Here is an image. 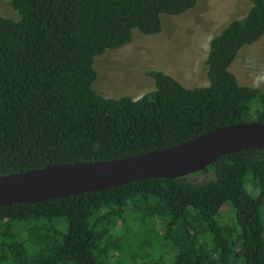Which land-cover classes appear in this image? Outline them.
<instances>
[{"label": "trees", "instance_id": "trees-1", "mask_svg": "<svg viewBox=\"0 0 264 264\" xmlns=\"http://www.w3.org/2000/svg\"><path fill=\"white\" fill-rule=\"evenodd\" d=\"M0 17V177L109 161L176 146L219 128L264 124V89L231 66L264 37V0L215 35L209 85L164 71L140 100L95 89L96 58L199 0H6ZM0 264H264V150L226 155L182 178L132 182L0 207Z\"/></svg>", "mask_w": 264, "mask_h": 264}, {"label": "rangeland", "instance_id": "rangeland-1", "mask_svg": "<svg viewBox=\"0 0 264 264\" xmlns=\"http://www.w3.org/2000/svg\"><path fill=\"white\" fill-rule=\"evenodd\" d=\"M251 7L250 0H199L183 16L164 17L160 35L135 31L128 46L96 58L95 89L106 98L140 100L156 89L154 71L170 74L188 89L207 87L205 61L213 37L246 17ZM0 17L18 18L6 0H0ZM231 71L240 85L264 89V37L241 50Z\"/></svg>", "mask_w": 264, "mask_h": 264}, {"label": "water", "instance_id": "water-1", "mask_svg": "<svg viewBox=\"0 0 264 264\" xmlns=\"http://www.w3.org/2000/svg\"><path fill=\"white\" fill-rule=\"evenodd\" d=\"M246 150H264V124L227 126L176 146L122 159L49 165L1 176L0 207L47 202L148 179L182 178Z\"/></svg>", "mask_w": 264, "mask_h": 264}]
</instances>
